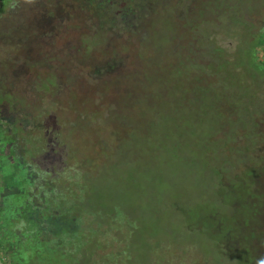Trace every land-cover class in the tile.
I'll list each match as a JSON object with an SVG mask.
<instances>
[{
    "label": "rangeland",
    "instance_id": "rangeland-1",
    "mask_svg": "<svg viewBox=\"0 0 264 264\" xmlns=\"http://www.w3.org/2000/svg\"><path fill=\"white\" fill-rule=\"evenodd\" d=\"M262 33L264 0H0V121L12 102L62 121L83 210L119 215L113 264H238L212 239L216 172L230 187L264 156ZM38 247L16 260L47 264Z\"/></svg>",
    "mask_w": 264,
    "mask_h": 264
},
{
    "label": "trees",
    "instance_id": "trees-1",
    "mask_svg": "<svg viewBox=\"0 0 264 264\" xmlns=\"http://www.w3.org/2000/svg\"><path fill=\"white\" fill-rule=\"evenodd\" d=\"M258 43L253 48L264 44V33ZM261 51L264 56V49ZM253 65L264 72V63L256 60ZM12 107L14 117L8 115L6 123L0 121V252L9 257V264H23L21 259L16 260L21 248L35 243L39 245L32 256L35 262L48 264L55 256L66 258L69 254L73 264H113L119 215L111 212L102 217L83 210L82 161L69 162L73 159L71 151L61 140L67 137L57 126L62 121L46 117L41 105L12 102ZM80 126L74 123L70 129L78 141L75 133ZM25 128L30 134L21 146L14 136ZM86 129L84 126L83 132ZM248 138L256 140L255 134ZM260 159L258 165L246 168L241 178L233 180L232 189L221 169L216 172L220 185L229 191L225 195L229 212L219 215L212 239L218 243L219 256L238 264H264V156ZM106 247L111 251L104 260L99 252Z\"/></svg>",
    "mask_w": 264,
    "mask_h": 264
},
{
    "label": "built area",
    "instance_id": "built-area-1",
    "mask_svg": "<svg viewBox=\"0 0 264 264\" xmlns=\"http://www.w3.org/2000/svg\"><path fill=\"white\" fill-rule=\"evenodd\" d=\"M0 262H2L3 264H7L9 262V257L3 255V253L0 252Z\"/></svg>",
    "mask_w": 264,
    "mask_h": 264
}]
</instances>
